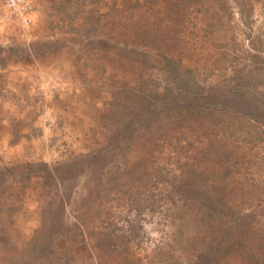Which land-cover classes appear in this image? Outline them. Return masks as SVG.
<instances>
[{
    "label": "rangeland",
    "instance_id": "374dc122",
    "mask_svg": "<svg viewBox=\"0 0 264 264\" xmlns=\"http://www.w3.org/2000/svg\"><path fill=\"white\" fill-rule=\"evenodd\" d=\"M0 0V264H264V0Z\"/></svg>",
    "mask_w": 264,
    "mask_h": 264
},
{
    "label": "built area",
    "instance_id": "2783aa9c",
    "mask_svg": "<svg viewBox=\"0 0 264 264\" xmlns=\"http://www.w3.org/2000/svg\"><path fill=\"white\" fill-rule=\"evenodd\" d=\"M5 8L24 24L32 23L34 6L29 0H2Z\"/></svg>",
    "mask_w": 264,
    "mask_h": 264
}]
</instances>
